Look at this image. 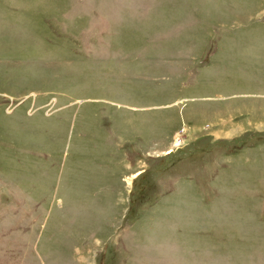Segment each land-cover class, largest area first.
I'll return each instance as SVG.
<instances>
[{"label":"rangeland","instance_id":"374dc122","mask_svg":"<svg viewBox=\"0 0 264 264\" xmlns=\"http://www.w3.org/2000/svg\"><path fill=\"white\" fill-rule=\"evenodd\" d=\"M0 264H264V0H0Z\"/></svg>","mask_w":264,"mask_h":264},{"label":"trees","instance_id":"16d2710c","mask_svg":"<svg viewBox=\"0 0 264 264\" xmlns=\"http://www.w3.org/2000/svg\"><path fill=\"white\" fill-rule=\"evenodd\" d=\"M231 150V149H230Z\"/></svg>","mask_w":264,"mask_h":264}]
</instances>
